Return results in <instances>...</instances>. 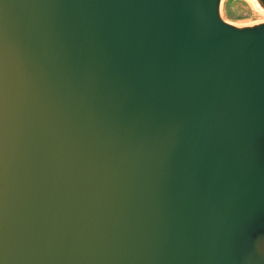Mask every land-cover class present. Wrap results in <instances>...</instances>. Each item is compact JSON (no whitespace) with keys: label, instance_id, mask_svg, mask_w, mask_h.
<instances>
[{"label":"water","instance_id":"water-1","mask_svg":"<svg viewBox=\"0 0 264 264\" xmlns=\"http://www.w3.org/2000/svg\"><path fill=\"white\" fill-rule=\"evenodd\" d=\"M220 3L0 0V264H264V22Z\"/></svg>","mask_w":264,"mask_h":264},{"label":"rangeland","instance_id":"rangeland-1","mask_svg":"<svg viewBox=\"0 0 264 264\" xmlns=\"http://www.w3.org/2000/svg\"><path fill=\"white\" fill-rule=\"evenodd\" d=\"M221 17L236 26H248L264 22V8L257 0H221Z\"/></svg>","mask_w":264,"mask_h":264}]
</instances>
